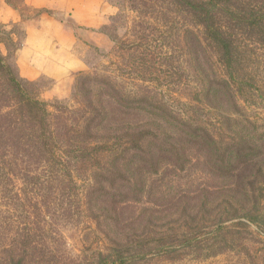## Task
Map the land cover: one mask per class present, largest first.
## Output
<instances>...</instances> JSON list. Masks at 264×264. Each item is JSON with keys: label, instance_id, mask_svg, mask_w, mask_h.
Listing matches in <instances>:
<instances>
[{"label": "trees", "instance_id": "trees-1", "mask_svg": "<svg viewBox=\"0 0 264 264\" xmlns=\"http://www.w3.org/2000/svg\"><path fill=\"white\" fill-rule=\"evenodd\" d=\"M131 1L114 76L80 77L72 104L41 101L0 54V264L57 259L32 217L81 215L85 186L114 233L94 264L264 251L244 242L264 240V119L247 111L264 101V0Z\"/></svg>", "mask_w": 264, "mask_h": 264}, {"label": "rangeland", "instance_id": "rangeland-1", "mask_svg": "<svg viewBox=\"0 0 264 264\" xmlns=\"http://www.w3.org/2000/svg\"><path fill=\"white\" fill-rule=\"evenodd\" d=\"M6 1L21 9L23 21L15 24L0 22V54L5 58L10 69L24 81L29 92L49 104H72L76 83L82 76L113 77L114 70L117 69L116 64L119 62L117 56L120 48L126 47V42L132 40L130 37L131 30L136 25V14L131 11V6H136V2L131 0H100L103 2L102 14L104 19L102 25L95 29L80 27L71 21L70 16H67V21L70 24L69 28L75 32L77 38L73 53L82 62V68L73 70L72 74L66 73L57 77L44 76L38 80H29L19 74L16 53L26 40L27 25L37 21L43 15V12L24 7V0ZM95 6H101V4ZM140 6L172 5L161 1L154 5L146 2ZM121 12H123L121 18L117 22H113L112 19ZM104 27H107L109 31L104 30ZM247 111L250 116L261 122L264 119V101L248 107ZM85 188L86 186L80 188L79 198L81 200L72 204V206L82 207L83 213L81 215L73 218L68 216L57 217V214L50 216L46 212V205L41 203L39 206H41V209L43 208L42 214L39 216L33 215L34 217H32L33 222L45 226V233L49 235V238H52L53 248L59 251L58 258L51 259L53 260L51 264H94L97 254L109 252L113 247L108 238H113L114 233L109 231L104 219L101 221V226L96 223L97 221L92 214L97 215L100 213L91 214L87 209L84 195ZM50 203H48L50 207L59 204V202ZM16 219L17 223H29L24 216L16 217ZM244 236L246 238L244 241L246 242V248L249 249L246 251L258 254L264 250L263 237L257 234L255 228H249ZM53 241L55 242L53 243ZM244 251L242 248L228 249L218 256L185 253L182 257L155 259L148 264H263L264 251L260 253L257 259L247 257Z\"/></svg>", "mask_w": 264, "mask_h": 264}, {"label": "crops", "instance_id": "crops-1", "mask_svg": "<svg viewBox=\"0 0 264 264\" xmlns=\"http://www.w3.org/2000/svg\"><path fill=\"white\" fill-rule=\"evenodd\" d=\"M102 3L100 0H24V7L41 10L43 15L27 25L26 40L16 53L19 74L25 79L38 80L80 70L82 62L73 53L77 38L69 28L67 16L80 27L98 28L104 19ZM22 21L20 8L0 0L1 23Z\"/></svg>", "mask_w": 264, "mask_h": 264}]
</instances>
